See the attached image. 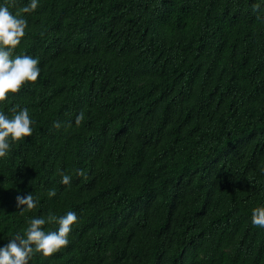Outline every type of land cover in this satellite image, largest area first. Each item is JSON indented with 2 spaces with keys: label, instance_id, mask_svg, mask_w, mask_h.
Wrapping results in <instances>:
<instances>
[{
  "label": "trees",
  "instance_id": "1",
  "mask_svg": "<svg viewBox=\"0 0 264 264\" xmlns=\"http://www.w3.org/2000/svg\"><path fill=\"white\" fill-rule=\"evenodd\" d=\"M29 2L0 0L41 68L0 102L34 121L0 159V246L75 209L29 264H264V0Z\"/></svg>",
  "mask_w": 264,
  "mask_h": 264
},
{
  "label": "clouds",
  "instance_id": "2",
  "mask_svg": "<svg viewBox=\"0 0 264 264\" xmlns=\"http://www.w3.org/2000/svg\"><path fill=\"white\" fill-rule=\"evenodd\" d=\"M39 7V0H30L23 6L22 13L31 14ZM28 27L27 19L20 14H13L9 7L0 3V102H4L9 94L18 93L22 86L29 82H36L41 74L39 59L30 55L13 56V51L21 43ZM83 120V114L76 118V123ZM34 121L27 107L13 109L11 116L0 111V159L8 156L13 142L21 141L33 134ZM54 126L59 128L60 122ZM78 175L83 172L78 170ZM72 177L62 174L61 183L71 184ZM56 192L51 190L48 196L54 197ZM18 206H26L27 210L37 207L38 200L31 194L16 197ZM78 211L73 209L64 215L56 217L49 215L33 217L23 235L16 234L8 242L0 246V264H29L34 254L40 253L44 257L52 256L69 242L72 225L76 222ZM252 224L264 228V205L252 210ZM49 221H55L59 227L56 231L46 232L43 226Z\"/></svg>",
  "mask_w": 264,
  "mask_h": 264
},
{
  "label": "bare ground",
  "instance_id": "3",
  "mask_svg": "<svg viewBox=\"0 0 264 264\" xmlns=\"http://www.w3.org/2000/svg\"><path fill=\"white\" fill-rule=\"evenodd\" d=\"M249 180V179H248ZM244 183V182H243ZM254 183V182H253ZM254 185V184H253ZM254 188V187H253ZM258 188V187H257Z\"/></svg>",
  "mask_w": 264,
  "mask_h": 264
}]
</instances>
